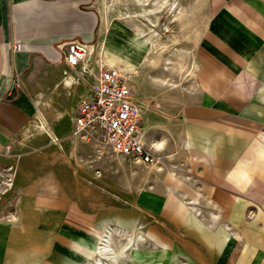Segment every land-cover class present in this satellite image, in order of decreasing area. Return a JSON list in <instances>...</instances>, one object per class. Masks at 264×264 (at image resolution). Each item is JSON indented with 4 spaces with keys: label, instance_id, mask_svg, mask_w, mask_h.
<instances>
[{
    "label": "crops",
    "instance_id": "crops-1",
    "mask_svg": "<svg viewBox=\"0 0 264 264\" xmlns=\"http://www.w3.org/2000/svg\"><path fill=\"white\" fill-rule=\"evenodd\" d=\"M106 3L0 0V264H87L125 240L110 264H264V0H210L166 56ZM74 41L88 54L70 66ZM101 66L130 75L159 163L72 136Z\"/></svg>",
    "mask_w": 264,
    "mask_h": 264
},
{
    "label": "built area",
    "instance_id": "built-area-1",
    "mask_svg": "<svg viewBox=\"0 0 264 264\" xmlns=\"http://www.w3.org/2000/svg\"><path fill=\"white\" fill-rule=\"evenodd\" d=\"M20 46L16 43L13 49L19 50ZM87 54V45L74 41L66 48L65 60L76 66ZM129 79L125 72L101 66L88 94L78 104L72 136L133 164L159 163L160 158H153L141 141L144 106L133 100ZM6 170L12 172L11 168Z\"/></svg>",
    "mask_w": 264,
    "mask_h": 264
},
{
    "label": "rangeland",
    "instance_id": "rangeland-1",
    "mask_svg": "<svg viewBox=\"0 0 264 264\" xmlns=\"http://www.w3.org/2000/svg\"><path fill=\"white\" fill-rule=\"evenodd\" d=\"M106 2L108 9L112 11V15H115V17H118V6L122 5V13L124 15L125 13L128 15L135 13V16L139 17L140 22L144 23L143 25L146 28L147 26H151L154 34L160 38L158 41L161 46L157 47L156 56H159V54H165L166 56L169 50L171 54L177 55L181 45L179 43V36L183 33L181 29H186L184 31L187 35L191 33L194 36L196 33H199L205 26L208 18V8L210 7V0H168L167 5L162 11L156 15H150L151 19L147 20L140 12L141 6L135 4L133 0H106ZM171 3L175 5L172 6ZM157 15L158 18L155 17ZM168 38H170V41L168 40L167 43L163 42V40H167ZM164 48L166 51L162 53ZM160 67H162V64H160ZM183 74V76L186 75L185 72ZM12 181V172L0 173V188H6Z\"/></svg>",
    "mask_w": 264,
    "mask_h": 264
},
{
    "label": "bare ground",
    "instance_id": "bare-ground-1",
    "mask_svg": "<svg viewBox=\"0 0 264 264\" xmlns=\"http://www.w3.org/2000/svg\"><path fill=\"white\" fill-rule=\"evenodd\" d=\"M133 1L135 4L141 6L140 12L147 20H150V15H156L157 13L162 11L168 3V0H133ZM171 4L172 6L175 5L174 3ZM143 24L144 23H139L138 25V33L140 35L143 36L145 32L148 31L152 35L157 36L156 34H154V30L151 28V26H147L146 28ZM128 245H129V241L125 240L122 244L119 245V247L116 246V248L114 247L111 248L109 242L105 241L101 244V246L97 248V258H95V260L88 262L87 264H105V263L110 264L111 261H115V260L117 261L118 257L120 258L124 256L125 249Z\"/></svg>",
    "mask_w": 264,
    "mask_h": 264
},
{
    "label": "clouds",
    "instance_id": "clouds-1",
    "mask_svg": "<svg viewBox=\"0 0 264 264\" xmlns=\"http://www.w3.org/2000/svg\"><path fill=\"white\" fill-rule=\"evenodd\" d=\"M154 147L162 148L163 147V141L155 143Z\"/></svg>",
    "mask_w": 264,
    "mask_h": 264
}]
</instances>
